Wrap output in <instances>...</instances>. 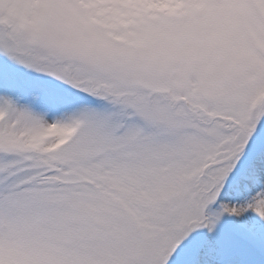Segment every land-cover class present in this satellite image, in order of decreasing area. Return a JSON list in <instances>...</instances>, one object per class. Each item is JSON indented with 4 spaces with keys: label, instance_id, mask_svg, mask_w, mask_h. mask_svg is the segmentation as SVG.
Masks as SVG:
<instances>
[{
    "label": "snow or ice",
    "instance_id": "snow-or-ice-1",
    "mask_svg": "<svg viewBox=\"0 0 264 264\" xmlns=\"http://www.w3.org/2000/svg\"><path fill=\"white\" fill-rule=\"evenodd\" d=\"M0 264H264V0H0Z\"/></svg>",
    "mask_w": 264,
    "mask_h": 264
}]
</instances>
